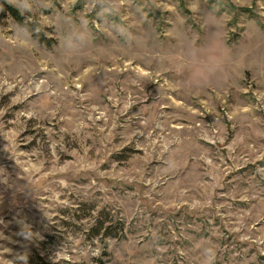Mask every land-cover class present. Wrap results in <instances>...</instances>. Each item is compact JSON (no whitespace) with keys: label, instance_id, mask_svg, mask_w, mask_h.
Instances as JSON below:
<instances>
[{"label":"rangeland","instance_id":"374dc122","mask_svg":"<svg viewBox=\"0 0 264 264\" xmlns=\"http://www.w3.org/2000/svg\"><path fill=\"white\" fill-rule=\"evenodd\" d=\"M120 3L134 44L80 54L51 10L36 46L0 13V264H264V0ZM214 5L234 56L194 85L178 28L203 44Z\"/></svg>","mask_w":264,"mask_h":264},{"label":"clouds","instance_id":"9594fccd","mask_svg":"<svg viewBox=\"0 0 264 264\" xmlns=\"http://www.w3.org/2000/svg\"><path fill=\"white\" fill-rule=\"evenodd\" d=\"M79 0H74V3ZM58 0H0V13H5L9 7L15 8L21 16H31V24L17 22L16 33L33 46L38 45V40L33 33L43 31L44 26L40 24V17L45 10H51L55 17L56 26L61 31V48L64 52L80 54L88 47L94 37V26H103L112 30L123 45L132 46L136 41V34L127 22L120 19L124 14L123 5L120 0H90L88 16H74L71 10H62L57 7ZM217 6L211 8H197V14L205 20L211 29L208 39L203 43H191L190 38L183 28H178V36L185 41V49L176 61V70L192 84H202L211 80L219 70V66L228 63L234 56L226 39L221 35L222 28ZM252 52L258 59L264 60V28L256 25L253 36ZM214 58V59H213ZM161 59L166 60L164 53ZM209 264L214 259L210 250L205 249ZM25 260L27 257L25 256Z\"/></svg>","mask_w":264,"mask_h":264},{"label":"trees","instance_id":"16d2710c","mask_svg":"<svg viewBox=\"0 0 264 264\" xmlns=\"http://www.w3.org/2000/svg\"><path fill=\"white\" fill-rule=\"evenodd\" d=\"M9 14L12 16V18L16 21V22H20V23H24L27 19L25 16H21L19 14V12L15 9V8H11L9 7L8 9ZM27 22H29L31 24V21L27 20ZM34 36L40 41V42H48L47 39H45V36L43 34L42 31H40L39 33H35L34 32ZM99 224V222H97L96 226ZM112 236L115 234H111Z\"/></svg>","mask_w":264,"mask_h":264}]
</instances>
